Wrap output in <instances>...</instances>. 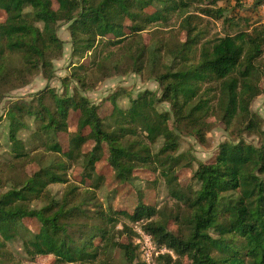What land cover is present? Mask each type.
Instances as JSON below:
<instances>
[{
  "label": "trees",
  "instance_id": "trees-1",
  "mask_svg": "<svg viewBox=\"0 0 264 264\" xmlns=\"http://www.w3.org/2000/svg\"><path fill=\"white\" fill-rule=\"evenodd\" d=\"M219 1L0 0V101L37 75L54 78L53 63L64 49L60 23L67 24L72 61L61 94L47 87L0 115V264L48 256L52 264H110L117 249L126 263L141 264L136 224L172 253L156 264H264V130L251 110L262 91L264 27L239 29L240 19L227 17ZM176 14V35L165 33ZM204 18L232 32L208 37ZM121 72L146 73L159 92L145 90L121 106L125 92L117 90L107 98L111 114L102 118L82 93L94 76L101 81ZM72 82L82 91L71 90ZM165 103L170 112L158 110ZM70 112L78 113L77 126L63 150L58 135L68 133ZM213 116L227 130L258 137L259 145L242 136L223 142L213 161L198 164L194 184L182 188L177 130L204 141ZM104 149L118 182L132 183L134 170L148 169L160 175L176 209L166 214L142 202L131 213L104 208L97 198L104 179L96 173ZM32 165L36 170L28 173ZM74 167L82 169L79 184L68 178ZM56 185L63 186L60 193ZM119 217L132 225L123 226L126 243L115 239Z\"/></svg>",
  "mask_w": 264,
  "mask_h": 264
},
{
  "label": "rangeland",
  "instance_id": "rangeland-1",
  "mask_svg": "<svg viewBox=\"0 0 264 264\" xmlns=\"http://www.w3.org/2000/svg\"><path fill=\"white\" fill-rule=\"evenodd\" d=\"M256 0H220L217 3V7L224 8L227 17L235 16L239 20V29H243L246 25L248 26H260V12L259 5H255ZM56 8V5H54ZM195 9H190L189 13H195ZM5 18L4 14L0 11V21ZM180 19L176 15H173L169 28L165 29V33L173 32L176 35L177 26ZM202 25L205 31L208 33V37H214L216 35H224L225 33L232 32L227 24H223L221 21H212L210 19H202ZM57 35L60 40H62L63 53L53 63L54 68V78L50 81H46L40 75L35 76L31 79L29 84L22 88L14 90L8 93L0 101V115L5 113V109L11 102L19 99L29 100V97L33 94L45 90V88H52L58 94L62 93L63 85L61 80L66 76H69L71 72L72 61L70 57V39L69 33L67 31V24L60 23L57 27ZM150 32L143 33L142 38L145 43L149 42L151 36ZM184 36H180L183 38ZM81 63L88 64L89 57L81 60ZM264 64V61L261 65ZM264 66V65H263ZM125 71V70H124ZM89 90L84 91L82 95L86 97L91 103L96 104L99 107V115L102 118L108 117L113 109L112 104L107 100L109 95L117 92V90H122L125 92L120 96L117 101L121 106H127L129 104V97H134L136 94L147 91L159 92L158 85L153 81L148 79L146 73L143 74H133V73H123L114 74L107 77L101 81L97 80V76L89 79L87 82ZM261 94L253 101L251 105L252 112L258 114L262 119V127L264 130V78L261 79ZM79 89L78 85L74 82L71 83L70 89ZM82 91V90H80ZM160 111H169V105L167 103L159 106ZM170 112V111H169ZM78 113L70 112L68 117V133H62L58 135L60 145L63 150L67 149L68 145V135L76 130ZM209 124L207 131L205 133L204 141L196 139L191 133L187 132L186 129H178L177 134L179 138V146L177 152L174 153L175 156H180L181 161L179 167L176 168V177L178 179L179 185L182 188L191 186L193 182V173L197 169L198 164L208 163L213 161L218 146L223 142H228L242 136L243 139L254 146L259 145V138L254 135H247L240 133L236 128L227 130L225 125L221 120L213 116L206 121ZM173 128V127H172ZM180 130V131H179ZM160 143L152 146L153 152L159 150ZM92 148V144L89 142L85 145L84 151H89ZM103 159L96 165V173L103 176L104 183L101 189L97 192V198L104 208L110 206L113 210H124L131 213L138 202H142L146 205L156 206L158 209H163L166 214H169L173 209H176V203L171 199L168 191L164 185V182L160 175L154 174L148 169L140 168L133 171V182L132 183H120L115 179V174L110 168L107 160L106 154L107 150L104 149ZM3 150L0 148V154ZM36 170V166H29L27 168L28 173H32ZM81 167H74L69 173L68 178L71 182L79 184L81 182ZM89 184V183H88ZM63 186L56 185L53 186L54 192L61 191ZM118 224L115 227L114 234L115 239L120 243H126L129 238L128 232L123 230V226L132 228V225L127 222L123 217L118 218ZM24 225H26L30 230L36 232L39 229V224L35 220H24ZM170 230L175 231L176 227L170 223ZM14 251H18L15 247ZM53 257H38L35 261L29 262L22 259L21 264H52ZM110 264H128L124 260L122 253L119 249L115 250L112 254V260ZM182 264H188L187 261L182 262Z\"/></svg>",
  "mask_w": 264,
  "mask_h": 264
},
{
  "label": "built area",
  "instance_id": "built-area-1",
  "mask_svg": "<svg viewBox=\"0 0 264 264\" xmlns=\"http://www.w3.org/2000/svg\"><path fill=\"white\" fill-rule=\"evenodd\" d=\"M259 12L261 17L260 25L264 27V0L259 5ZM133 232L135 233L133 244L137 248L141 264H156L158 256L163 254L172 255L166 248L158 247L151 235L145 232L138 224L133 226Z\"/></svg>",
  "mask_w": 264,
  "mask_h": 264
}]
</instances>
